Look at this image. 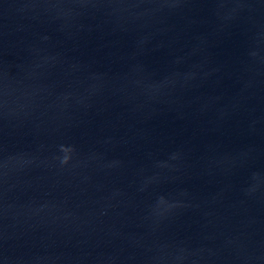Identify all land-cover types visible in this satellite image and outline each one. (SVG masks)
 <instances>
[{
  "label": "water",
  "instance_id": "water-1",
  "mask_svg": "<svg viewBox=\"0 0 264 264\" xmlns=\"http://www.w3.org/2000/svg\"><path fill=\"white\" fill-rule=\"evenodd\" d=\"M0 264H264V0H0Z\"/></svg>",
  "mask_w": 264,
  "mask_h": 264
}]
</instances>
